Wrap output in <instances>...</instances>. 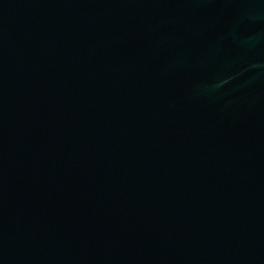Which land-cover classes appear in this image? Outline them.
Wrapping results in <instances>:
<instances>
[{
  "label": "water",
  "instance_id": "water-1",
  "mask_svg": "<svg viewBox=\"0 0 264 264\" xmlns=\"http://www.w3.org/2000/svg\"><path fill=\"white\" fill-rule=\"evenodd\" d=\"M0 264H264V0H0Z\"/></svg>",
  "mask_w": 264,
  "mask_h": 264
}]
</instances>
